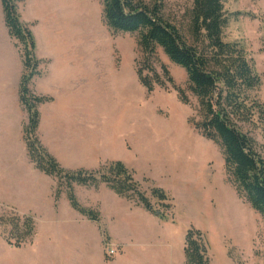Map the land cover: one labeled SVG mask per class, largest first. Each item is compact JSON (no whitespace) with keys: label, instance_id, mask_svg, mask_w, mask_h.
<instances>
[{"label":"rangeland","instance_id":"374dc122","mask_svg":"<svg viewBox=\"0 0 264 264\" xmlns=\"http://www.w3.org/2000/svg\"><path fill=\"white\" fill-rule=\"evenodd\" d=\"M191 5L192 0H164L163 14L184 31ZM17 7L34 39L37 73L31 78L30 89L48 98L43 102L51 101L52 95L36 92L34 80L46 87L50 74L61 76L69 95L58 98L75 110L73 118H79L55 146L59 164L66 169L80 168L86 148L96 146L112 159L101 158L96 166L82 168L96 169L105 161L119 159L133 171L152 202L150 187L154 185L171 196L172 207L167 213L176 223L162 226L173 228L177 246L184 242L187 227L194 226L206 236L211 264H264V217L235 191L224 168L220 144L195 128L193 122L199 119L195 98L189 95V103H182L171 86L148 92L140 84L135 73V59L141 56L136 33L110 29L102 15L101 0H20ZM223 8L229 16L223 36L245 48L260 77L250 94L264 104V0H224ZM21 49L22 44L7 32L0 4V88L7 89L6 103L18 66L16 59L22 63ZM157 54L175 83L184 87V70L160 48ZM20 72L22 75L23 63ZM22 112L24 118H0V141L18 145V138L25 149L27 113L23 106ZM132 123L138 124L133 128ZM243 130L255 139L264 158L258 123L245 124ZM48 176L54 179L55 190L57 178ZM5 189L0 187L2 193ZM18 211L0 197V264H47L45 250L36 246L35 234L20 246L6 242L10 229L6 218L25 214ZM103 240L105 258H111L117 252L106 255V246H113L105 234ZM180 253L183 260L181 248Z\"/></svg>","mask_w":264,"mask_h":264},{"label":"trees","instance_id":"16d2710c","mask_svg":"<svg viewBox=\"0 0 264 264\" xmlns=\"http://www.w3.org/2000/svg\"><path fill=\"white\" fill-rule=\"evenodd\" d=\"M20 0H0L7 32L22 44L23 73L19 80L18 98L26 110L27 121L23 138L27 155L33 165L47 175L57 178L54 198L65 188L72 208L88 219L98 221L99 213L82 206L73 186L105 183L116 194L133 199L160 219H172L167 209L171 196L162 187H150L151 199L141 190L133 171L119 160L101 163L96 169H66L41 143L37 135L38 104L47 100L30 89L37 73L34 39L31 30L21 21L17 3ZM102 15L113 31L136 33L141 56L135 59V73L140 84L151 92L156 87L171 86L182 103L195 98L199 119L193 122L202 135L220 144L224 168L235 191L264 217V158L257 150L255 139L243 130L245 124L258 123L264 140V104L251 96L260 77L243 47L237 41L226 40L223 28L228 14L224 0H192L187 26L172 23L163 14L164 0H101ZM164 55L181 67L186 74L185 86L177 85L167 66L157 54ZM10 226L5 239L20 246L35 232L31 215L6 218ZM185 264H211L208 242L202 230L187 227L183 246Z\"/></svg>","mask_w":264,"mask_h":264},{"label":"crops","instance_id":"0c3cea01","mask_svg":"<svg viewBox=\"0 0 264 264\" xmlns=\"http://www.w3.org/2000/svg\"><path fill=\"white\" fill-rule=\"evenodd\" d=\"M17 62L13 85L8 90V103L7 89L0 88V118H24L18 98L22 63L16 59ZM48 77L46 87H40L34 80L37 93L54 97L38 105L37 134L47 150L61 161L55 146L63 139V132L70 127L72 130L79 118H73L75 110L67 105V101L62 103L58 98L69 95L68 84L62 83L59 75ZM7 104L11 105L9 109H6ZM136 124L131 125L135 128ZM16 141L18 145H12L10 140L0 141V187L6 188L4 193L0 191V197L12 202L20 213L30 214L36 220L34 240L36 246L45 250L47 264L184 263V258H179L184 242L177 246L173 228L162 226L176 223L175 220L158 218L142 205L116 194L105 183H99L96 188L75 185L78 202L99 212V221L88 219L72 208L64 191L60 192L57 201L54 200V179L34 168L26 148H22L18 138ZM83 155L85 163L82 167H94L101 158L112 159L96 146L86 148ZM104 234L108 244L117 250L111 258L104 255Z\"/></svg>","mask_w":264,"mask_h":264},{"label":"built area","instance_id":"2783aa9c","mask_svg":"<svg viewBox=\"0 0 264 264\" xmlns=\"http://www.w3.org/2000/svg\"><path fill=\"white\" fill-rule=\"evenodd\" d=\"M116 251H117L116 248L106 246V251H105L106 255L111 256V255L115 254Z\"/></svg>","mask_w":264,"mask_h":264}]
</instances>
